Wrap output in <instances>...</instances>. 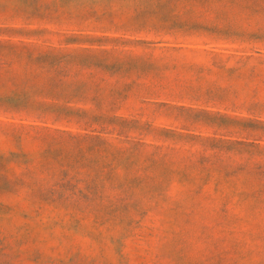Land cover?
Returning <instances> with one entry per match:
<instances>
[{"label":"rangeland","instance_id":"rangeland-1","mask_svg":"<svg viewBox=\"0 0 264 264\" xmlns=\"http://www.w3.org/2000/svg\"><path fill=\"white\" fill-rule=\"evenodd\" d=\"M0 264H264V0H0Z\"/></svg>","mask_w":264,"mask_h":264}]
</instances>
